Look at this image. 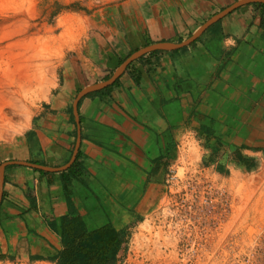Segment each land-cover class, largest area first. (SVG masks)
I'll return each mask as SVG.
<instances>
[{
  "label": "crops",
  "instance_id": "0c3cea01",
  "mask_svg": "<svg viewBox=\"0 0 264 264\" xmlns=\"http://www.w3.org/2000/svg\"><path fill=\"white\" fill-rule=\"evenodd\" d=\"M112 1L26 135L0 143V259L47 262L71 210L91 230L129 227L163 197L168 140L186 123L264 151V3L240 6L187 46L143 52L186 41L239 0ZM139 52L111 84L78 98ZM78 155L83 171L67 182Z\"/></svg>",
  "mask_w": 264,
  "mask_h": 264
},
{
  "label": "rangeland",
  "instance_id": "374dc122",
  "mask_svg": "<svg viewBox=\"0 0 264 264\" xmlns=\"http://www.w3.org/2000/svg\"><path fill=\"white\" fill-rule=\"evenodd\" d=\"M112 3L0 0V143L26 135L89 21ZM225 137L187 123L170 137L165 193L129 222L120 264H264V151ZM10 259L0 264H52Z\"/></svg>",
  "mask_w": 264,
  "mask_h": 264
},
{
  "label": "trees",
  "instance_id": "16d2710c",
  "mask_svg": "<svg viewBox=\"0 0 264 264\" xmlns=\"http://www.w3.org/2000/svg\"><path fill=\"white\" fill-rule=\"evenodd\" d=\"M82 171L78 155L72 166L63 172L65 181L80 176ZM59 240L61 250L47 258L52 264H120L129 248V227L119 230L109 223L91 230L83 216L71 210L61 217Z\"/></svg>",
  "mask_w": 264,
  "mask_h": 264
},
{
  "label": "water",
  "instance_id": "95a60500",
  "mask_svg": "<svg viewBox=\"0 0 264 264\" xmlns=\"http://www.w3.org/2000/svg\"><path fill=\"white\" fill-rule=\"evenodd\" d=\"M252 2H262L264 3V0H239L237 1L236 3H234L232 6H230L229 8L225 9L224 11H222L221 13L219 14H216L215 16H213L212 18H210L208 21H206L189 39H187L186 41L182 42V43H179V44H159V45H155V46H150V47H147L144 51H152V50H155V49H158V48H180V47H184V46H187L191 43H193L197 38L200 37V35L202 33H204L206 31V29L212 25L214 22H216L217 20H219L220 18L226 16L227 14L231 13L233 10L239 8L240 6L242 5H245L247 3H252ZM142 52H139L137 54H135L134 56L130 57V59H128V61L119 69V71L117 72V74L112 78L110 79L109 81H107L106 83L104 84H101V85H95V86H91V87H88L86 89H84L83 91L80 92L78 98L92 92V91H96L104 86H107L109 84H111L121 73L122 71L124 70V68L126 67V65L128 63H130L133 59H135L136 57H138L139 55H141ZM5 168V164L2 166L1 168V173L3 172Z\"/></svg>",
  "mask_w": 264,
  "mask_h": 264
},
{
  "label": "built area",
  "instance_id": "2783aa9c",
  "mask_svg": "<svg viewBox=\"0 0 264 264\" xmlns=\"http://www.w3.org/2000/svg\"><path fill=\"white\" fill-rule=\"evenodd\" d=\"M5 260H3V259H0V263H3Z\"/></svg>",
  "mask_w": 264,
  "mask_h": 264
},
{
  "label": "bare ground",
  "instance_id": "6f19581e",
  "mask_svg": "<svg viewBox=\"0 0 264 264\" xmlns=\"http://www.w3.org/2000/svg\"><path fill=\"white\" fill-rule=\"evenodd\" d=\"M3 124H5V123H3Z\"/></svg>",
  "mask_w": 264,
  "mask_h": 264
}]
</instances>
